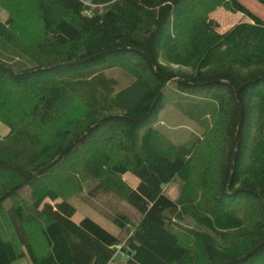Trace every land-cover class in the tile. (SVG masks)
Masks as SVG:
<instances>
[{
  "label": "trees",
  "instance_id": "1",
  "mask_svg": "<svg viewBox=\"0 0 264 264\" xmlns=\"http://www.w3.org/2000/svg\"><path fill=\"white\" fill-rule=\"evenodd\" d=\"M0 1V264H264V22L216 30L217 7L250 13L239 0ZM115 67L134 76L120 90ZM171 85L202 137L152 124ZM89 180L139 219L75 221Z\"/></svg>",
  "mask_w": 264,
  "mask_h": 264
},
{
  "label": "rangeland",
  "instance_id": "2",
  "mask_svg": "<svg viewBox=\"0 0 264 264\" xmlns=\"http://www.w3.org/2000/svg\"><path fill=\"white\" fill-rule=\"evenodd\" d=\"M83 1L86 4L92 3V0ZM239 1H241L246 7L249 8L250 13L248 15L241 12H232L228 9H225L223 6H219L215 10L209 12V21L216 30L220 32H226L235 24L242 21L264 22V5L259 3L257 0ZM200 13L201 11L199 9H196V11L193 12L192 16L195 17L197 15L198 17ZM8 15L9 12L6 9V6L0 1V19H5ZM108 76L114 77L118 81V90L128 86L134 80V76L132 74L127 73L120 67H115L114 69L110 70L108 72ZM173 90H175L174 85H171L167 88L168 93L165 104L159 110L157 117L152 124L159 130H161L168 138V140L176 144L186 143L194 137H202L204 134L205 126H203L200 122L193 120L188 114H186L185 111L179 109L180 107H178L176 104L180 100L177 93L174 94L172 92ZM9 130V126L2 120H0V134L4 136L9 132ZM124 178L133 187H136L139 184V178L131 172L127 173ZM95 184V181L89 180L84 184V189L82 191L80 189H75L70 192V202L73 203L77 208V212L74 215V220L80 221L84 217H90L102 224L105 228H107L114 234H121L122 232L120 228L108 218H106L104 214L99 212L100 208L104 206L110 209L116 208L132 216L134 221H137L139 219L137 210L128 202L123 201L122 199H119L110 194H100L93 199L90 198L88 196V192ZM181 188V181L176 180L175 183L167 186L166 191L171 197L176 199L180 196ZM24 195L29 197L28 192H25ZM40 242H42L41 239ZM18 243L19 242H17V246L19 247V249L23 250L24 248ZM46 251L47 247H42L41 250H39V253L43 254ZM123 260H126V257L123 254L118 253L116 255V263ZM15 264L31 263L28 257H21L15 261Z\"/></svg>",
  "mask_w": 264,
  "mask_h": 264
}]
</instances>
